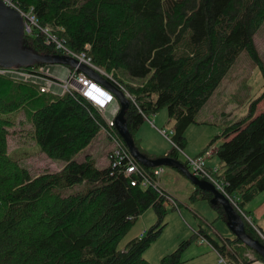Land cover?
Wrapping results in <instances>:
<instances>
[{"label":"trees","instance_id":"1","mask_svg":"<svg viewBox=\"0 0 264 264\" xmlns=\"http://www.w3.org/2000/svg\"><path fill=\"white\" fill-rule=\"evenodd\" d=\"M14 1L24 10L31 9L38 25L49 26L67 48L85 52L94 65L112 75L107 80L135 99L126 112L127 125L136 147L149 157L156 158L134 137V125L142 114L148 117L166 108L174 124L175 144L167 156L178 158L176 147L183 148L186 129L197 122L198 112L241 52H247L264 78L255 45V35L264 24V0ZM45 38L35 27L31 33L23 29L19 47L43 55L62 54ZM42 65L33 61L8 67L32 72ZM121 76L139 82L125 83ZM262 99L264 81L263 91L248 103L246 115L227 124L199 154L221 139L215 148L221 168L214 175L248 215L246 205L264 191V108L257 111ZM20 109L39 147L50 157L67 161L60 170L33 176L8 154L10 115ZM102 129L115 132L127 150L115 127H109L81 94L41 93L35 84L0 75V264H151L142 253L164 226L160 218L166 208L158 192L132 185L131 179L140 176H124L123 166L120 171L109 162L99 167L89 155L72 158ZM80 183L87 184L84 191L62 194ZM194 195L212 199L196 187ZM212 205L226 223L221 206ZM148 208L156 211L157 222L119 247ZM242 219L247 234L264 243ZM209 240L220 255L235 262L243 250L250 249L234 235L221 242ZM182 246L165 254L160 264H178ZM254 255L264 262L260 254Z\"/></svg>","mask_w":264,"mask_h":264},{"label":"rangeland","instance_id":"2","mask_svg":"<svg viewBox=\"0 0 264 264\" xmlns=\"http://www.w3.org/2000/svg\"><path fill=\"white\" fill-rule=\"evenodd\" d=\"M255 45L264 65V24L255 35ZM121 78L125 83L136 84L139 82V80L129 81L126 76H121ZM263 81L264 78L258 66L247 52H241L198 112L197 122L186 129L185 143L183 148L178 151V159L184 160V154L195 157L203 153L207 144L215 136L220 135L227 124L246 115L248 103L263 91ZM112 101L113 103H109L111 105L107 104L111 107L114 105L112 111L115 116L118 102L116 99H112ZM262 108H264V99L257 104V111ZM10 117L12 124L8 127L7 152L20 166L28 169L34 176L47 171H58L66 164L67 161L64 158L50 157L35 142L30 132V122L25 118L23 110L11 113ZM148 119L153 121L156 128L149 121L144 120L138 130L134 131V137L139 141L140 147L149 155L166 156L173 144L160 134L158 129H165L171 137L173 121L168 118L166 108L149 114ZM220 141L221 139L216 140L212 147L206 150L208 154L204 157L207 165L216 167L217 172L221 166L215 154V148ZM117 144L118 142L113 136L110 137L100 130L94 134L87 145L79 148L72 158L82 159L85 155H89L94 159L96 166L102 167L107 165L108 151L116 148ZM163 168L164 171L159 177V181L175 195L178 208L165 205L166 212L160 218L161 223L164 224L162 231L143 251V257L151 264H160V260L165 254L170 253L179 247L180 243H183L178 264H225L220 261V253L213 248L209 239L221 242L225 238H231L234 234L223 219L218 217L210 201L194 195L195 186L186 176L172 167L163 166ZM86 186V183L76 184L63 189L62 194L82 192ZM254 208L257 209V217L264 220V191L247 204L245 209L252 211ZM158 218L156 211L153 208H148L137 217L119 241V247H123L127 241L134 237L142 236L151 225L157 222ZM254 224L264 233L261 227L255 222ZM204 233H207L208 237H205ZM240 246L238 247L242 249ZM225 257L227 258V256ZM242 260L244 262L246 260V264H252L259 259L255 257L253 250L245 249L238 257L237 262L233 261L243 264Z\"/></svg>","mask_w":264,"mask_h":264},{"label":"built area","instance_id":"3","mask_svg":"<svg viewBox=\"0 0 264 264\" xmlns=\"http://www.w3.org/2000/svg\"><path fill=\"white\" fill-rule=\"evenodd\" d=\"M2 2L5 3L7 6L12 7L16 11H18L20 16L22 17L23 29L25 32L31 33L32 27H35L38 31H41L45 35L46 42H53L55 47L58 50L62 51V54L76 58L79 62L84 63L93 68L104 78L112 80V75L110 73L105 72L98 66L94 65L91 61V58L85 52H74L70 50L53 34H51L49 26H39L37 19H35L33 14H31V9L24 10L20 8L14 0H2ZM0 75L30 82L32 84H35L41 93H47L54 96L62 95L65 92L69 91H75L81 94L93 106H95L106 120L108 126L114 128L113 120L108 119L104 114L106 107L112 101V99H114V96L110 91H108L102 85L97 83L87 74L77 70V68H68L67 76L63 79H59L52 76L51 73L48 72L47 66L45 65L40 66L37 71L32 72L22 71L17 68L0 67ZM119 87L124 91L129 100L134 102L135 99L125 90V88L121 85H119ZM149 122L155 127L153 121L149 120ZM101 131L103 133H106V135L110 137L113 136L115 141L118 142L116 148L109 150L107 153L108 162L112 165V167H118L120 171L119 166H123L122 172L124 173V176L139 175V179H137L136 177L131 179L132 185L138 183L143 188L152 187L158 192L164 205L167 204L171 205L174 208H178L177 199L171 193L164 190L159 181V177L164 171L163 166L153 167L152 171L145 170L138 163V161L130 155L128 149L126 150V148L123 146L122 142L117 137L115 132L113 134L112 132H107L103 129ZM158 131L165 138L169 139L172 142L171 137L169 136L170 134L167 133L165 129H158ZM173 145L175 146V144ZM176 148L178 149V151L180 150L178 147ZM206 154H208V151H206L202 155H197L195 157H190L184 154L183 161L186 162L187 167L192 174L213 183L216 189L222 192L229 199L232 206L237 208V212L240 214V216L244 218L249 225L252 226V228L264 241V233L254 224L252 217L243 212L237 206L236 199L233 197H229L224 191V181L214 175L217 172V168H210L206 164L204 158ZM220 261L225 262V264H237L230 258H226L225 255H220ZM258 263L264 264V262L259 260H256L252 264Z\"/></svg>","mask_w":264,"mask_h":264},{"label":"water","instance_id":"4","mask_svg":"<svg viewBox=\"0 0 264 264\" xmlns=\"http://www.w3.org/2000/svg\"><path fill=\"white\" fill-rule=\"evenodd\" d=\"M23 32L22 17L12 7L7 6L0 0V66H13L16 64H31L33 61L45 64H60L84 72L97 83L109 90L118 102V109L113 118V123L117 134L123 140L130 155L139 163L147 167L169 166L186 176L196 188L209 192L212 195L211 203H218L226 217V224L236 238L251 250L261 255L264 259V243L249 236L245 230L244 222L240 214L232 206L229 199L210 181L199 178L192 174L188 167L178 158L170 156L149 157L142 153L135 145L132 135L130 134L126 112L129 109L130 101L126 94L101 76L90 66L79 62L76 58L65 54H38L27 48H20L19 41Z\"/></svg>","mask_w":264,"mask_h":264},{"label":"crops","instance_id":"5","mask_svg":"<svg viewBox=\"0 0 264 264\" xmlns=\"http://www.w3.org/2000/svg\"><path fill=\"white\" fill-rule=\"evenodd\" d=\"M49 64H47L46 66H47V70H48V72H50L51 73V75L52 76H54V77H56V78H59V79H63V78H65L66 76H67V72H68V66H65V65H60V64H51L50 66H48ZM110 103H113V102H110ZM109 105H111V104H109ZM107 106V108H106V116H107V118L108 119H112L113 118V111H112V108L114 109V105H113V107H111V106ZM110 109H109V108ZM108 109H109V111H108ZM142 117H143V119H141L136 125H134V131L137 129L138 130V128H139V126L143 123V121L144 120H149L146 116H144L143 114H142ZM211 148V147H210ZM144 150V149H143ZM146 152V151H145ZM147 153V152H146ZM207 164V163H206ZM219 164H220V162H219ZM208 167H212L213 168V166H209L208 165ZM161 185H162V187H163V189L164 190H166L167 192H169V193H171L174 197H175V195L171 192V191H169L166 187H164V185L161 183ZM176 198V197H175ZM249 210V209H248ZM250 215H251V217H252V219H253V221L259 226V227H261L263 230H264V224H263V222H264V220H263V218H259V217H257V209H253L252 211H250Z\"/></svg>","mask_w":264,"mask_h":264},{"label":"bare ground","instance_id":"6","mask_svg":"<svg viewBox=\"0 0 264 264\" xmlns=\"http://www.w3.org/2000/svg\"><path fill=\"white\" fill-rule=\"evenodd\" d=\"M63 43V42H62ZM259 264V263H258Z\"/></svg>","mask_w":264,"mask_h":264}]
</instances>
